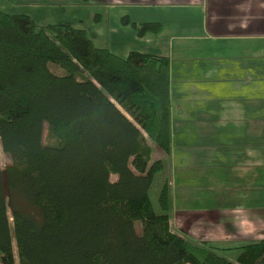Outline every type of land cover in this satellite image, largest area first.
I'll return each mask as SVG.
<instances>
[{"label":"trees","instance_id":"16d2710c","mask_svg":"<svg viewBox=\"0 0 264 264\" xmlns=\"http://www.w3.org/2000/svg\"><path fill=\"white\" fill-rule=\"evenodd\" d=\"M120 22L138 38L162 29ZM169 84L166 56L120 57L84 29L0 10V264H264V240L219 247L174 232L168 181L155 212ZM231 250L235 261L218 254Z\"/></svg>","mask_w":264,"mask_h":264},{"label":"crops","instance_id":"0c3cea01","mask_svg":"<svg viewBox=\"0 0 264 264\" xmlns=\"http://www.w3.org/2000/svg\"><path fill=\"white\" fill-rule=\"evenodd\" d=\"M124 4L141 12L122 17L161 24L159 34L142 38L121 22L119 29L134 32L139 52L169 58L170 100L177 101L170 110L172 147L186 155L185 178H194L197 196L216 193L206 200H223V210L193 212L195 225L210 223L198 231L209 232L200 242L234 247L264 240V0H92L89 5L101 7L96 13L101 22ZM117 45L120 57L133 50ZM197 198L204 207L217 204L206 206ZM254 200L258 208L249 205ZM209 213L217 217L208 221Z\"/></svg>","mask_w":264,"mask_h":264},{"label":"rangeland","instance_id":"374dc122","mask_svg":"<svg viewBox=\"0 0 264 264\" xmlns=\"http://www.w3.org/2000/svg\"><path fill=\"white\" fill-rule=\"evenodd\" d=\"M89 4L90 3H82L80 0H0V10L8 14L25 13L27 15H32L33 20L39 27L56 23L67 24L84 30L90 29L93 32V35L89 34V37L91 39L94 38L92 41L95 46H110V51L118 56L122 55L115 51V49H120L119 45H117V41L133 47V50L131 51H138V44L141 42L138 41L134 32L130 29H127V32H123L119 28L122 27L120 25V18L122 15L128 14L135 16V14H139L141 12L140 9H134V6L125 4L117 5L114 10L109 13L107 12L110 15L106 17L105 20L97 22V20H92V18L89 19L88 15H90V13H93V15L100 13L101 7ZM30 9L33 11L30 12ZM175 103H177V101L171 103V107L172 104L174 106ZM174 110H176L175 106ZM46 138L47 134L46 131H44V139L46 140ZM153 150H156L154 146ZM185 156L186 155L183 151L173 147L171 148V153L168 157L155 152L153 160L162 159L164 168L156 175L155 181L149 192V197L155 212L159 213L160 210L157 203L158 193L164 182L168 181L170 192L169 215L172 230L177 234L178 232L183 234L185 237L189 235L190 237H188V240L190 242L201 245L202 242L205 241L200 242V240L205 236L208 237L207 234H209V232L201 234L198 231H200L203 227L208 228L210 223L206 222L202 227L195 225V223H193V212H199L202 209H205L206 211L223 210L224 207L221 206L223 200L218 198L211 199L209 200L210 202L206 200L208 195H217L216 193H205L197 196V190H194V178H185V171L188 170L185 166L186 162L183 160L186 158ZM250 156L254 157V153L252 151H250ZM0 163L3 167L9 163L8 158L1 152V149ZM250 163H252V158ZM253 166L254 165L251 164L249 167V172L251 170V174H253ZM110 180L114 181V178H111ZM178 188H180L179 191ZM197 197H199L206 206H212L213 203L217 204L214 205L212 209L201 206ZM235 202L241 203V201ZM258 203L259 202L257 200L251 202L249 201V205L255 208H258ZM183 213H187V215L183 217ZM212 217L216 218L217 216L214 213H209L205 216V219L209 221ZM220 223L227 225L224 220H220ZM226 247L232 246L228 245ZM237 252L239 251L231 250L227 253L218 252V254L230 261H235V255Z\"/></svg>","mask_w":264,"mask_h":264}]
</instances>
